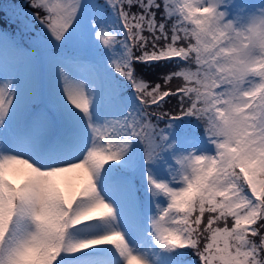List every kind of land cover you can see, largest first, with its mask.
<instances>
[{"label": "snow or ice", "instance_id": "obj_1", "mask_svg": "<svg viewBox=\"0 0 264 264\" xmlns=\"http://www.w3.org/2000/svg\"><path fill=\"white\" fill-rule=\"evenodd\" d=\"M29 4L30 44L0 30V264H264V3Z\"/></svg>", "mask_w": 264, "mask_h": 264}, {"label": "rangeland", "instance_id": "obj_2", "mask_svg": "<svg viewBox=\"0 0 264 264\" xmlns=\"http://www.w3.org/2000/svg\"><path fill=\"white\" fill-rule=\"evenodd\" d=\"M248 3H264V0H247ZM29 0H0V6L3 8L7 15L12 19L8 22L9 34L15 35L22 43L30 44L33 33L39 32V25L32 21L33 9L28 7ZM28 22L34 25L32 32L22 31L23 23ZM7 26V25H6ZM1 30V29H0Z\"/></svg>", "mask_w": 264, "mask_h": 264}, {"label": "trees", "instance_id": "obj_3", "mask_svg": "<svg viewBox=\"0 0 264 264\" xmlns=\"http://www.w3.org/2000/svg\"><path fill=\"white\" fill-rule=\"evenodd\" d=\"M28 7H30V4H27ZM12 20L8 15L7 12L1 8L0 6V29L3 31L10 32L8 22ZM7 25V26H6Z\"/></svg>", "mask_w": 264, "mask_h": 264}]
</instances>
